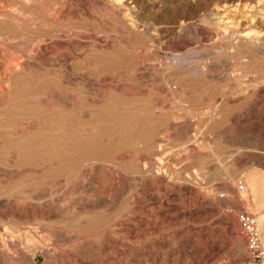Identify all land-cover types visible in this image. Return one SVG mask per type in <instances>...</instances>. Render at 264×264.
I'll return each mask as SVG.
<instances>
[{
	"label": "rangeland",
	"instance_id": "rangeland-1",
	"mask_svg": "<svg viewBox=\"0 0 264 264\" xmlns=\"http://www.w3.org/2000/svg\"><path fill=\"white\" fill-rule=\"evenodd\" d=\"M260 45L264 0H0V264H264Z\"/></svg>",
	"mask_w": 264,
	"mask_h": 264
},
{
	"label": "built area",
	"instance_id": "built-area-1",
	"mask_svg": "<svg viewBox=\"0 0 264 264\" xmlns=\"http://www.w3.org/2000/svg\"><path fill=\"white\" fill-rule=\"evenodd\" d=\"M235 191L237 194H242L245 191V183L241 178L237 179L235 182ZM218 197L223 199L225 195L219 193ZM235 217L239 228H241L247 235L253 236V233L256 230V219L245 211L237 212Z\"/></svg>",
	"mask_w": 264,
	"mask_h": 264
},
{
	"label": "bare ground",
	"instance_id": "bare-ground-1",
	"mask_svg": "<svg viewBox=\"0 0 264 264\" xmlns=\"http://www.w3.org/2000/svg\"><path fill=\"white\" fill-rule=\"evenodd\" d=\"M113 1V0H112ZM116 1V0H115ZM143 1V0H142ZM130 2V1H129ZM139 2H140V0H139ZM123 3V2H122ZM121 3V4H122ZM131 3H134V4H136L137 5V0H131ZM143 3V2H142ZM146 3V2H145ZM258 3V2H257ZM117 4V3H116ZM124 4V3H123ZM122 4V5H123ZM126 4V3H125ZM149 4V3H148ZM129 5H131V4H129ZM122 8H123V6H121ZM124 7H126V5L124 6ZM127 7H128V5H127ZM141 7V6H140ZM204 7V6H203ZM132 9V8H131ZM127 10V9H126ZM129 10V9H128ZM214 10V9H213ZM135 11H136V9H135ZM130 12V11H129ZM191 12V11H190ZM138 14V13H137ZM136 14V15H137ZM124 15V14H123ZM135 15V14H134ZM175 18V17H174ZM134 19V18H133ZM168 20V19H167ZM137 24V23H136ZM177 25V24H176ZM132 30V29H131ZM142 30V29H141ZM174 31V30H173ZM228 33V32H227ZM246 33V32H245ZM248 33V32H247ZM229 34V33H228ZM233 35H234V33H233ZM156 36V35H155ZM212 36V35H211ZM225 36V35H224ZM178 37V36H177ZM223 37V36H222ZM226 37V36H225ZM231 37V36H230ZM183 38V37H182ZM235 38V37H234ZM63 39V38H62ZM214 39V38H213ZM230 39V38H229ZM262 39V38H261ZM183 40V39H182ZM230 40H232V39H230ZM261 41V40H260ZM262 42V41H261ZM260 42V43H261ZM229 43H230V41H229ZM263 43V42H262ZM142 44V43H141ZM261 46V45H260ZM259 46V47H260ZM227 48V47H226ZM254 48V47H253ZM213 49V48H212ZM261 49L262 50H264V45H262L261 46ZM212 51V50H211ZM227 52V51H226ZM214 52H210V54H213ZM236 54V53H235ZM215 55V54H214ZM217 55V54H216ZM65 56V55H64ZM236 56V55H235ZM237 57V56H236ZM163 62V61H162ZM175 62V61H174ZM200 71V70H199ZM202 71V70H201ZM38 80V79H37ZM184 89V88H183ZM228 102V101H227ZM89 123V122H88ZM109 134V133H108ZM241 163V162H240ZM223 171H225V170H223ZM141 174V173H140ZM132 176V175H131ZM228 180H230L231 181V177H230V174L228 173V172H222L221 173V181H222V183L223 182H226V181H228ZM252 182L253 183H255V181H254V179L252 180ZM263 221L264 222V215H260L259 217H258V219L256 218V220L255 221ZM264 224V223H263ZM264 226V225H263ZM261 230L262 231H264V228L262 229L261 228ZM259 239V238H258Z\"/></svg>",
	"mask_w": 264,
	"mask_h": 264
}]
</instances>
